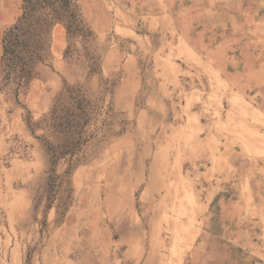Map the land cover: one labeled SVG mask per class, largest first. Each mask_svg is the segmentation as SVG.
Returning a JSON list of instances; mask_svg holds the SVG:
<instances>
[{
  "label": "rangeland",
  "instance_id": "1",
  "mask_svg": "<svg viewBox=\"0 0 264 264\" xmlns=\"http://www.w3.org/2000/svg\"><path fill=\"white\" fill-rule=\"evenodd\" d=\"M75 3L39 75L0 87L2 165L45 164L0 264H264V0Z\"/></svg>",
  "mask_w": 264,
  "mask_h": 264
},
{
  "label": "trees",
  "instance_id": "2",
  "mask_svg": "<svg viewBox=\"0 0 264 264\" xmlns=\"http://www.w3.org/2000/svg\"><path fill=\"white\" fill-rule=\"evenodd\" d=\"M20 8L21 13L15 23L2 34L0 87L11 81L23 86L37 77L50 48L51 27L60 23L69 32L80 17L75 0H21ZM71 100L74 102L76 98L71 97ZM76 103L77 108L82 107L79 100ZM64 129H67V144L60 153L52 154L55 159L64 154H73L81 140L80 122L66 125ZM52 153L55 152L52 150Z\"/></svg>",
  "mask_w": 264,
  "mask_h": 264
},
{
  "label": "crops",
  "instance_id": "3",
  "mask_svg": "<svg viewBox=\"0 0 264 264\" xmlns=\"http://www.w3.org/2000/svg\"><path fill=\"white\" fill-rule=\"evenodd\" d=\"M19 0H0V21L10 22L14 17L15 4ZM17 17V16H16ZM114 52V50L110 51ZM115 55L111 57L113 60ZM128 59L125 60L124 67ZM131 61V60H130ZM132 71L131 68H125ZM141 83L132 79L126 82L127 91L136 92L140 88ZM11 129L24 138H28L29 133L23 123L14 122ZM10 142L4 137H0V214L8 213L11 220H19L25 216L30 205L31 186L32 183L39 179L44 170V159L42 158L38 148L32 146L31 157H13L7 160L6 166L2 165V158L11 152Z\"/></svg>",
  "mask_w": 264,
  "mask_h": 264
}]
</instances>
